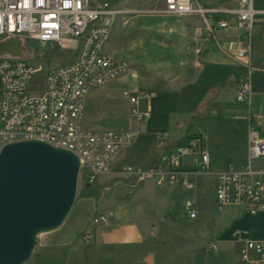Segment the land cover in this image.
I'll list each match as a JSON object with an SVG mask.
<instances>
[{
    "label": "rangeland",
    "instance_id": "obj_1",
    "mask_svg": "<svg viewBox=\"0 0 264 264\" xmlns=\"http://www.w3.org/2000/svg\"><path fill=\"white\" fill-rule=\"evenodd\" d=\"M219 1L218 7L236 6L232 0ZM254 1L257 10H264V0ZM115 4L124 13L115 21L108 40L110 49L106 50L118 59L128 60L131 72L96 90L101 97L87 114L94 129L88 127L87 122L83 128L93 133L127 131L131 129L130 106L123 93L129 91L131 96H139L141 111L149 106L145 94L155 93L150 103V117L142 122L138 138L130 147L140 159L139 165L143 170L151 167L160 160L165 146L186 135L202 133L209 141L210 170L191 177L195 186L193 191H159L165 219L179 224L167 225L160 231L151 230V239L144 244L140 257L132 252L122 261H112L111 251L98 240L86 244L75 235L80 226L88 224L99 213L113 216L112 212L103 211L112 208L108 202V189L112 184L121 178L138 181L123 173L127 166L118 174L102 176L93 186L100 194V199L95 201L78 197L84 187L79 174L76 197L63 224L54 231L38 235L32 255L24 264H237L238 239L264 240V212L250 215L233 206L223 212L216 211V178L213 180L211 172L220 173L246 164L249 115L264 118V68L252 73L246 59L237 61V51L231 45L223 47L225 53L212 55L211 60L205 61V55L200 58L202 46L215 39L207 41L196 30L205 29L200 18L192 20L160 14L164 0H116ZM259 22L257 20L252 37V59L255 66L264 67V27ZM240 37L244 39L243 35ZM187 44L193 47L181 52L179 48ZM77 55V52L58 46H41L27 40L22 59L40 70L30 83L29 93L42 94L46 72L65 67ZM200 63L202 67L198 69ZM249 79L253 92L251 111L248 104L236 100L239 85ZM258 130L264 138V131ZM136 163L129 161L125 165L134 167ZM187 167L193 169L195 166ZM121 189L123 187H118ZM184 198L195 202L196 219L190 220L182 210ZM236 232L239 236H233ZM59 239L74 240V243L66 242L54 261L41 254L35 256L44 243ZM211 244L216 245V250L209 248Z\"/></svg>",
    "mask_w": 264,
    "mask_h": 264
},
{
    "label": "built area",
    "instance_id": "obj_2",
    "mask_svg": "<svg viewBox=\"0 0 264 264\" xmlns=\"http://www.w3.org/2000/svg\"><path fill=\"white\" fill-rule=\"evenodd\" d=\"M116 0H0V43L19 39L25 50L27 40L41 46H58L78 55L65 67L46 72L42 94L32 95L29 86L40 71L22 56L0 54V150L7 144L38 140L73 152L80 166H114L116 158L133 146L142 122L150 117V104L145 111L138 108L139 96L123 93L130 105L131 129L93 133L83 128L88 95L131 72L130 62L118 59L106 51L117 17L124 13ZM235 9L205 8L200 0H164L159 13L164 16L198 15L206 22L207 41L218 39L217 33L228 30L234 22L242 31L246 48L237 52L239 60L246 59L251 72L264 67L255 66L252 59V37L257 20L264 27V10L255 8L254 0H237ZM221 14L220 20L216 15ZM224 46V40L220 41ZM251 73V74H252ZM150 103L155 93L145 94ZM251 79L241 83L237 102L252 105ZM248 159L244 166H264V118L249 115ZM184 158H192L194 166H211L208 137L202 133L187 135L173 149L165 151L155 166H182ZM132 166V165H126ZM95 186L97 183H83ZM157 188L194 190V183H156ZM215 209L239 207L256 215L264 212V183H214ZM182 210L189 219L196 218V204L187 198ZM110 213H99L92 227L108 224ZM233 236H239L236 232ZM79 237L89 244L94 233L83 230ZM237 264H264V240L238 239ZM209 248L216 250V245Z\"/></svg>",
    "mask_w": 264,
    "mask_h": 264
},
{
    "label": "water",
    "instance_id": "obj_3",
    "mask_svg": "<svg viewBox=\"0 0 264 264\" xmlns=\"http://www.w3.org/2000/svg\"><path fill=\"white\" fill-rule=\"evenodd\" d=\"M22 53L19 39L0 43V54ZM79 174L80 160L73 152L46 142L19 141L0 150V264H24L38 235L63 224Z\"/></svg>",
    "mask_w": 264,
    "mask_h": 264
},
{
    "label": "crops",
    "instance_id": "obj_4",
    "mask_svg": "<svg viewBox=\"0 0 264 264\" xmlns=\"http://www.w3.org/2000/svg\"><path fill=\"white\" fill-rule=\"evenodd\" d=\"M219 2H220L219 0H202L201 1L202 5L205 8L235 9L238 6L237 0L231 1V2L236 3V6L234 8L218 7L217 4ZM167 17H172V16H167ZM184 17H190L192 20H196L197 18L202 19L205 25L204 31H203V28H197L196 30L200 31L201 36H203L204 38L206 37V34H207L206 27L208 24L202 16L192 15V16H184ZM240 35H242V31L238 29L236 24L233 22L231 24V27L228 30L217 33V37L219 40L216 39L215 41L213 42L211 41L210 43L204 44L202 46V51L200 52L201 54L199 55V57L201 58L203 55H205L206 57L204 58L205 61L211 60L213 58L211 57L212 55L214 54L216 55L218 53L220 55V53H225V51H223V47H225L226 45L227 46L231 45L232 48L238 52L239 50L247 46V42L243 38H241ZM221 40H224V46L220 42ZM191 47H193L192 44H187V46H182V48H179V50L181 52L183 51L187 52ZM106 48L110 49L109 42H107ZM106 51L108 52V50ZM207 56H210V58H208ZM236 57H237V53H236ZM237 61L243 62L245 61V59L239 60L237 58ZM200 67H202L201 63L199 64L197 68L199 69ZM96 90L92 91L87 97L86 108H85V118L83 119V126H85L84 124L85 122H87V126L90 127L91 129H94V128L92 124H90L91 120H89L90 118L88 117L87 114L93 108L94 102L98 101L99 98L101 97V94H99L100 92H96ZM185 137H182L180 140L173 143L172 145L165 146L164 152L167 150L173 149L174 146L180 141H182ZM129 149L130 148H128L127 150H124L116 158L114 166H110L109 173H106L103 176L109 177L111 175L118 174L121 171L120 169L126 166L125 162H129V161L137 162L136 163L137 165H133L134 167H141L139 165L140 159H138L137 154L134 155L133 154L134 152L131 149L130 150ZM184 160H187V161L184 162ZM157 163L158 162H156L154 165H152L151 167L145 170L157 168V166H155ZM190 164H192V158H184L181 162V165L183 167L176 166V168L188 170L189 168L187 167V165H190ZM195 168L196 167H194V169ZM189 170H193V169H189ZM216 173L217 172L215 173L211 172L213 180H215L216 178ZM107 174H111V175H107ZM195 175H198V173L191 174L190 178ZM118 187H123V189L118 190ZM169 189L180 190V189L167 188V187L161 188V189L157 188L155 181L153 179H149L146 182L141 183V184H138L134 180L131 181V179L130 180H127L126 178L119 179L116 183L112 184L111 188L108 189L110 192L108 202H109V205L112 204L111 205L112 208L110 209L107 208L106 210H103L104 212L113 213V216L110 217L108 224L97 226V227H92L90 223L92 219L91 218L88 224L82 225L78 228V230L76 231L75 237H78L83 230H85L86 228L88 229V227H90L91 232L94 233L93 240L94 241L98 240L101 246H104L108 249V251H111L112 261H116V260L122 261V258L128 257L130 254H132V252L134 253L136 257H140L141 253L144 252V251L141 252V250L144 248V244L147 242L148 238L151 239V236L149 235L152 233L151 230L160 231V229L165 228L167 225L179 224L178 222L167 221L161 209L162 207L160 203L161 201L159 197V191L169 190ZM182 191H185V190H182ZM185 192H189V191H185ZM119 196H121L120 200H118ZM99 197L90 198L87 200H95V201L97 200L98 201V199H100ZM82 199H86V198H82ZM185 199L186 198H184V200ZM190 220H194V219H190ZM66 242H69L68 244H73L74 240L64 241L63 239H59V241L53 240L48 243H44L40 249V252L35 256L37 257L41 254L47 257L49 260L54 261L55 257H57L61 253L62 248L65 245H67Z\"/></svg>",
    "mask_w": 264,
    "mask_h": 264
},
{
    "label": "bare ground",
    "instance_id": "obj_5",
    "mask_svg": "<svg viewBox=\"0 0 264 264\" xmlns=\"http://www.w3.org/2000/svg\"><path fill=\"white\" fill-rule=\"evenodd\" d=\"M183 167V166H177ZM193 170L177 169L176 166H157L155 169L143 170L127 166L123 173L133 176L137 183H144L153 179L156 183H193L191 174L206 173L210 166H195ZM110 166H80V176L83 183H97L100 177L109 173ZM216 183H264V166L230 167L228 170L216 174ZM104 225V224H103Z\"/></svg>",
    "mask_w": 264,
    "mask_h": 264
},
{
    "label": "trees",
    "instance_id": "obj_6",
    "mask_svg": "<svg viewBox=\"0 0 264 264\" xmlns=\"http://www.w3.org/2000/svg\"><path fill=\"white\" fill-rule=\"evenodd\" d=\"M217 20H220L222 15L221 14H217L216 16ZM154 169V168H153ZM100 196L98 189H96L93 186H90L89 188H86L85 186L80 190L78 197L79 198H86V199H90V198H98Z\"/></svg>",
    "mask_w": 264,
    "mask_h": 264
},
{
    "label": "flooded vegetation",
    "instance_id": "obj_7",
    "mask_svg": "<svg viewBox=\"0 0 264 264\" xmlns=\"http://www.w3.org/2000/svg\"><path fill=\"white\" fill-rule=\"evenodd\" d=\"M8 41V40H7Z\"/></svg>",
    "mask_w": 264,
    "mask_h": 264
}]
</instances>
